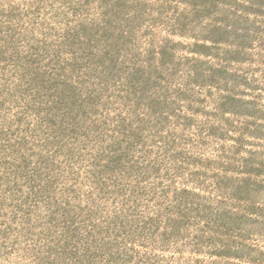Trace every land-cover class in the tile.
I'll return each mask as SVG.
<instances>
[{
    "label": "rangeland",
    "instance_id": "374dc122",
    "mask_svg": "<svg viewBox=\"0 0 264 264\" xmlns=\"http://www.w3.org/2000/svg\"><path fill=\"white\" fill-rule=\"evenodd\" d=\"M0 264H264V0H0Z\"/></svg>",
    "mask_w": 264,
    "mask_h": 264
}]
</instances>
